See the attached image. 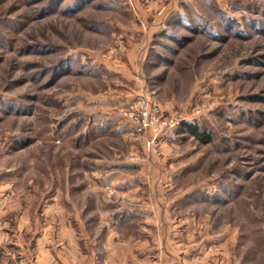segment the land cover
Wrapping results in <instances>:
<instances>
[{
	"label": "rangeland",
	"instance_id": "rangeland-1",
	"mask_svg": "<svg viewBox=\"0 0 264 264\" xmlns=\"http://www.w3.org/2000/svg\"><path fill=\"white\" fill-rule=\"evenodd\" d=\"M142 101L182 122L139 131L122 111ZM7 194L71 195L89 243L104 199L166 212L134 232L181 259L264 264V0H0Z\"/></svg>",
	"mask_w": 264,
	"mask_h": 264
},
{
	"label": "crops",
	"instance_id": "crops-1",
	"mask_svg": "<svg viewBox=\"0 0 264 264\" xmlns=\"http://www.w3.org/2000/svg\"><path fill=\"white\" fill-rule=\"evenodd\" d=\"M141 14L147 15L144 11ZM156 26L159 28V25ZM41 198L46 204L34 211L26 204H19L24 202L23 196H0V264H9L11 260V264H215L214 260H186L185 256L181 259L163 251L162 246L167 248V243L163 244L152 237L136 238V226L137 229L145 228L147 231L167 230L170 223L166 212L158 209H149V212L130 209L126 204H106L102 199V207L97 205V212L102 213V217L96 219L98 240L93 244L85 240L88 235L87 227L84 228L86 232L83 229L85 218L80 223L76 221L82 225L79 234L74 227L71 195H43ZM80 198H88V195H81ZM8 202L16 203L8 206ZM14 213L17 216L12 230L8 216ZM144 218V221L136 224ZM100 230L104 231L102 234L106 238L103 239Z\"/></svg>",
	"mask_w": 264,
	"mask_h": 264
},
{
	"label": "built area",
	"instance_id": "built-area-1",
	"mask_svg": "<svg viewBox=\"0 0 264 264\" xmlns=\"http://www.w3.org/2000/svg\"><path fill=\"white\" fill-rule=\"evenodd\" d=\"M122 114L128 117V119L130 118L139 123V131L147 130L148 128L162 130L167 126H179L180 122H182V119L179 120L182 118L179 113H174L167 119L163 116L157 104H144L143 101L129 108H124Z\"/></svg>",
	"mask_w": 264,
	"mask_h": 264
},
{
	"label": "trees",
	"instance_id": "trees-1",
	"mask_svg": "<svg viewBox=\"0 0 264 264\" xmlns=\"http://www.w3.org/2000/svg\"><path fill=\"white\" fill-rule=\"evenodd\" d=\"M185 130L186 132H188L191 136H193L194 138L202 141L203 143H208L210 140V137L208 135H205L204 133H202L200 131V128L198 125L196 124H190V123H183L182 124V130ZM208 136V137H206Z\"/></svg>",
	"mask_w": 264,
	"mask_h": 264
}]
</instances>
